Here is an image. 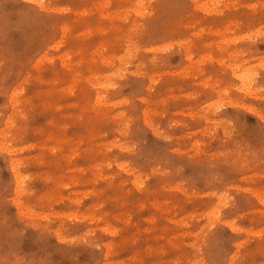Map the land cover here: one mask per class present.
I'll use <instances>...</instances> for the list:
<instances>
[{
    "label": "rangeland",
    "instance_id": "374dc122",
    "mask_svg": "<svg viewBox=\"0 0 264 264\" xmlns=\"http://www.w3.org/2000/svg\"><path fill=\"white\" fill-rule=\"evenodd\" d=\"M0 264H264V0H0Z\"/></svg>",
    "mask_w": 264,
    "mask_h": 264
}]
</instances>
